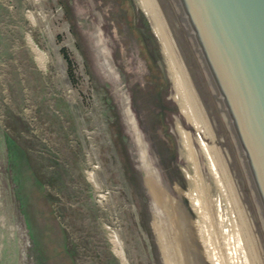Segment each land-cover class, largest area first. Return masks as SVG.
I'll return each instance as SVG.
<instances>
[{
	"label": "rangeland",
	"instance_id": "rangeland-1",
	"mask_svg": "<svg viewBox=\"0 0 264 264\" xmlns=\"http://www.w3.org/2000/svg\"><path fill=\"white\" fill-rule=\"evenodd\" d=\"M141 5L0 0V264H228L187 80Z\"/></svg>",
	"mask_w": 264,
	"mask_h": 264
},
{
	"label": "water",
	"instance_id": "water-1",
	"mask_svg": "<svg viewBox=\"0 0 264 264\" xmlns=\"http://www.w3.org/2000/svg\"><path fill=\"white\" fill-rule=\"evenodd\" d=\"M187 79L228 264H264V0H148Z\"/></svg>",
	"mask_w": 264,
	"mask_h": 264
},
{
	"label": "bare ground",
	"instance_id": "bare-ground-1",
	"mask_svg": "<svg viewBox=\"0 0 264 264\" xmlns=\"http://www.w3.org/2000/svg\"><path fill=\"white\" fill-rule=\"evenodd\" d=\"M140 3L142 4L141 6H143V10H145V13H147V15H149V16H153L152 18H154V19H157L156 18V16H155V14H154V12H153V10H152V8H151V6H150V4H149V2H148V0H140ZM158 21V20H157ZM159 23V22H158ZM160 25V24H159ZM161 27V26H160ZM159 28V27H158ZM162 30V29H161ZM161 30H157V32H158V34H159V36L162 38L163 37V31H161ZM165 36V35H164ZM166 38V37H165ZM163 40V39H162ZM167 40V39H166ZM168 42V41H167ZM169 44V43H168ZM170 46V45H169ZM39 47V46H38ZM36 48V54H37V56H38V60H39V62L41 63V64H45V62H44V58H43V53H42V51H41V49H40V47L39 48ZM171 48V47H170ZM172 50V49H171ZM169 57L171 58L170 60H173L172 59V57L170 56V53H169ZM178 62V61H177ZM172 63V62H171ZM179 64V63H178ZM176 67V66H175ZM181 68V67H180ZM175 70V69H174ZM182 70V69H181ZM183 72V71H182ZM184 74V73H183ZM178 76V75H177ZM185 76V75H184ZM186 78V77H185ZM179 79V78H178ZM179 80H181V79H179ZM187 80V79H186ZM182 82V81H181ZM183 84L184 83H182V87H183ZM188 85V84H187ZM185 89V88H184ZM184 89H183V91H184ZM189 89V88H188ZM184 92H186V89H185V91ZM190 97V96H189ZM187 99H186V102H187V104H188V106L190 107V109H191V111H192V113H193V118L195 119V116H194V112H193V107H192V103H191V101H190V99L188 98V97H186ZM194 256L196 257V254H194ZM195 259V262H196V264H203L202 262H201V259L199 260L197 257L196 258H194Z\"/></svg>",
	"mask_w": 264,
	"mask_h": 264
}]
</instances>
